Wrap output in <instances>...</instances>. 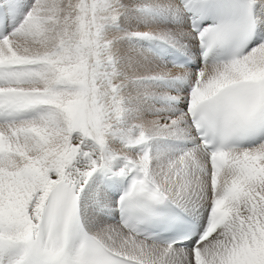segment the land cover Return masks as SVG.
<instances>
[{"label":"snow or ice","instance_id":"1","mask_svg":"<svg viewBox=\"0 0 264 264\" xmlns=\"http://www.w3.org/2000/svg\"><path fill=\"white\" fill-rule=\"evenodd\" d=\"M0 264H264V0H0Z\"/></svg>","mask_w":264,"mask_h":264}]
</instances>
